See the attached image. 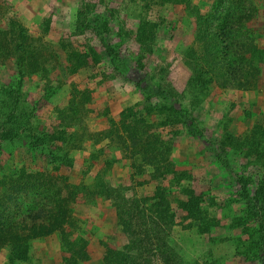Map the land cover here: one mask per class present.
Instances as JSON below:
<instances>
[{"label": "rangeland", "instance_id": "1", "mask_svg": "<svg viewBox=\"0 0 264 264\" xmlns=\"http://www.w3.org/2000/svg\"><path fill=\"white\" fill-rule=\"evenodd\" d=\"M82 1L0 0V40L19 24L29 56L23 68L14 65V56L0 60V131L5 123L19 124L27 117L33 130L53 127L68 133L64 143L1 142L0 206L14 213L34 209L23 225L30 235L27 257L17 264H65L79 247L85 252L78 264H116L114 251L133 250V228L123 230L111 202L81 188L97 181L118 186L130 197L164 188L176 213L169 243L182 264H264V242L259 261L242 255L239 240L264 237V202L255 195L264 178V65L247 88L216 81L206 88L197 84L183 57L194 39V13L224 5L242 10L234 14L235 22L250 27L248 41L264 49V0H88L108 17L107 39L125 63L118 68L91 34L74 33ZM143 20L158 24L150 25L154 36L148 46L135 39ZM67 50L85 56L72 73ZM140 80L161 82L175 94L194 95L197 102L191 133L158 131L172 139L174 169L189 175L180 182L133 154L120 128L119 112L146 102ZM240 176L248 199L236 192ZM181 187L203 193L210 231L200 232L179 208L185 198ZM8 256L6 245H0V264H9Z\"/></svg>", "mask_w": 264, "mask_h": 264}, {"label": "trees", "instance_id": "2", "mask_svg": "<svg viewBox=\"0 0 264 264\" xmlns=\"http://www.w3.org/2000/svg\"><path fill=\"white\" fill-rule=\"evenodd\" d=\"M239 12L242 10L238 7L233 8L229 5L227 9L224 5L221 9L216 8L212 13L202 14L199 11L194 13V39L186 46L183 57L184 62L191 68L197 84L207 88L216 81L222 87L234 85L237 88H247L251 80L261 73L264 65V49L257 43L248 41L249 35L252 34L250 27L244 25V22H235L234 14ZM150 25L158 26L155 22L143 20L136 29L135 39L141 45L148 46L153 40V29ZM13 26V30L10 28L5 35L3 34L5 41L0 40V60L10 61L14 56V65L23 68L29 59L27 49L22 46V41L24 42L26 37L25 30L19 24ZM109 32L110 26L105 13L96 11L90 1L83 0L76 11L74 33L91 34L107 52L112 65L116 68L124 67L125 63L120 59L118 51L107 39ZM66 53L67 69L72 73L82 65L85 56L79 50H67ZM137 85L142 90L146 102H138L122 109L118 119L120 128L131 140L133 154L144 159L156 173H162L163 177L170 175L180 182L189 175L185 170L174 169L170 160L172 139L158 131L167 128L169 133L175 131L173 136L185 132L191 133L192 123L197 121L192 108L197 103L194 95L175 94L161 82L140 80ZM32 127L31 120L27 117H23L19 124L5 123L0 131V147H2L1 142L6 143L16 138L21 140L22 144L23 141L39 140L47 143L53 139L62 140L68 137L65 130H56L53 127L49 130L46 127L41 131L35 128L33 130ZM257 133L262 134V130ZM227 136L226 139L231 141L232 136L230 134ZM62 142L67 141L62 140ZM237 182V194L241 198L248 199L249 189L246 180L240 176ZM81 188L93 190L95 195L109 200L117 212L118 224L121 228L130 232L127 229L130 225L133 228L131 232L136 233L135 245L131 244L132 251L112 252L116 264L146 262L182 264L177 252L169 243L170 231L176 224V213L171 211L164 188L158 186L151 194L144 197L127 196L118 186L106 181H97ZM181 190L185 198L178 201V206L185 212V217L190 219L192 226L198 228L200 232L210 231L209 223L212 218L203 205V193H196L192 187H181ZM255 195L264 202V178L258 182ZM5 209L7 212H3ZM30 211L24 207L14 213L9 208H5L4 204L0 206V245H6L9 250V264H17L16 261H22L27 257L30 235L23 225L24 222L30 221L32 213ZM239 240L241 253L247 260H261L263 255L261 244L264 242L262 235L250 239L239 238ZM84 252L85 249L79 247L78 251L66 258L65 264H78ZM112 253L109 254L111 259Z\"/></svg>", "mask_w": 264, "mask_h": 264}]
</instances>
